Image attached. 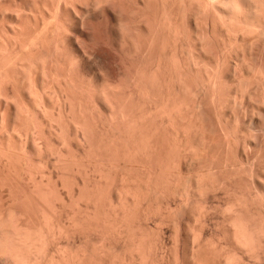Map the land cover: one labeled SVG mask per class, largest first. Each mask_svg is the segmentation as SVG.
Here are the masks:
<instances>
[{
    "label": "bare ground",
    "instance_id": "6f19581e",
    "mask_svg": "<svg viewBox=\"0 0 264 264\" xmlns=\"http://www.w3.org/2000/svg\"><path fill=\"white\" fill-rule=\"evenodd\" d=\"M253 39L264 44V0H0V176L17 184L2 177L6 185L0 187L28 189L0 195V264L55 263L41 227L51 220L46 207L55 211L58 204L72 208V223L79 216L76 223L122 227L115 226L144 254L143 238L134 240L130 229L141 224L136 217L142 209L162 211V196L185 191L176 200L196 197L197 205L187 204L188 197L183 206H192L190 216L201 229L197 220L205 209L203 203L195 209L202 202L197 197L222 189L213 178L228 181L232 173L249 185L237 184L239 190L247 187L259 197L225 203L221 234L235 248L229 252L213 242L206 251L202 228L190 236V256L193 264H241L243 255L261 263L264 154H250L259 145L258 134L250 132L264 128V60ZM213 117L220 127L211 122V130L205 125ZM219 130L224 145L217 143L222 137L216 141ZM221 146L231 153L236 147L238 158L224 154L221 166ZM173 212L164 213L166 220L180 218ZM85 254L60 260L80 264Z\"/></svg>",
    "mask_w": 264,
    "mask_h": 264
},
{
    "label": "rangeland",
    "instance_id": "374dc122",
    "mask_svg": "<svg viewBox=\"0 0 264 264\" xmlns=\"http://www.w3.org/2000/svg\"><path fill=\"white\" fill-rule=\"evenodd\" d=\"M253 40H256V39H253ZM252 41V40H251ZM254 42V41H253ZM253 42H252V44H253ZM262 42L263 41H255L254 42V44L253 45H256L255 43H257L258 45H259V43H260V46H261V48H260V46H259V48H260V50H259V52L261 53L260 54V59L262 60H264V56H262V55H264V44H262ZM257 46V45H256ZM214 118V117H213ZM213 118H211L212 120H210V118H209V121H207V123H206V125L205 126H209L208 124H210L211 122L213 123H215V118L213 119ZM208 119V118H207ZM206 122V121H205ZM212 123H211V125L208 127L209 129H211L212 130ZM213 123V126L214 125H218L217 124V122L214 124ZM204 124V123H203ZM204 126V125H203ZM219 126V125H218ZM215 127V126H214ZM220 127V126H219ZM219 127H218V129H219ZM216 129H217V126L215 127ZM259 129H261V130H259ZM258 130H256V131H251L250 133H252V135L254 134V133H256V134H258V136H259V147L261 146V145H263V146H261V147H263V148H259L258 146L257 147H251L250 149H251V151H252V153H250L251 151H249V153L251 154V155H255V156H258L259 155V157L262 155L261 153H263L264 154V135L262 134V133H264V128H259ZM217 131L218 130H215V132L217 133ZM223 132V131H222ZM220 130H219V134L220 133H222ZM212 133V132H211ZM216 133H214V135L216 134ZM213 134V133H212ZM223 135V133L221 134V135H217L216 134V141H217V139L219 138V137H222L221 138V140H220V138H219V141L217 142V143H219V144H221V145H224V141H225V139H223L224 138V136H222ZM262 136H263V138H262ZM215 137V136H214ZM223 140V141H222ZM223 143H222V142ZM262 141V142H261ZM261 144V145H260ZM222 147V146H221ZM221 147H219V148H221ZM224 147V146H223ZM222 147V152H221V149L218 151V149H217V153H223V155L224 154H227V156H229L228 154H231L230 156L232 157V153H234V155H235V153L237 152L236 151V147H232V149L234 150L232 153L229 151V149L227 150V149H225L226 148V145H225V148H223ZM257 149V150H256ZM260 149V150H259ZM261 149H263V150H261ZM223 150H224V152H223ZM253 150H255V151H253ZM228 151V152H227ZM261 152L260 154L258 153V152ZM230 152V153H229ZM215 154L216 155V158H217V155L218 154ZM254 153V154H253ZM255 153H257V154H255ZM237 154V153H236ZM229 156V157H230ZM234 157V156H233ZM235 157H237L236 155H235ZM234 157V158H235ZM219 159L217 160V161H219L220 159V161L222 162L223 161V159L224 158H226V156L224 155L223 157H222V154H220L219 155V157H218ZM234 158H232L233 160H236V158L234 159ZM238 158V157H237ZM231 159V160H232ZM223 164H225V161L224 162H222V165L221 166H224ZM1 167V166H0ZM217 170H219V169H217ZM121 171V173H123L122 171H124L125 172V170H123V169H121L120 170ZM127 171V170H126ZM129 171V170H128ZM226 171V170H225ZM224 169L222 170V173L221 174H223L224 172ZM221 172V171H220ZM226 172H229V174L231 173L230 171H226ZM120 173V174H121ZM128 172H125L124 174H127ZM129 173H130V171H129ZM131 173H133L132 171H131ZM136 173V172H135ZM217 173L218 174H220L218 171H217ZM216 174V173H215ZM214 174V175H215ZM229 174H227V173H225V175H229ZM213 175V176H214ZM224 175V174H223ZM212 176V177H213ZM218 177H219V179H218V177H214L213 179H215L216 178V180L217 181H220V183H216V184H219L220 186H221V184H223L221 187H222V189L220 188L219 189V191H218V193H214V192H217V191H209L210 192V194L208 193V197H207V194H206V192H205V196H203L204 195V193H203V197H205V198H202L201 197V195L200 196H198L197 198H198V201L199 202H201V205H200V203H199V206H196L195 207V209L196 208H200V206H201V209H203V207H204V211H202L201 213H202V215H200L199 213H197V214H199V216H201V218H200V220L198 219V217H197V223H198V221L199 222H202V228H203V231H202V233H200V234H202V236H201V238L202 237H204V238H202V242H204V247H205V249H206V251H208V250H210L211 248L210 247H213V246H211L212 245V243L213 244H215L214 246H219V247H223L224 249H226V247H227V249L229 250V252L230 251H232V249L233 248H235L234 246H233V244L232 243H230L229 241H225L224 242V237H222L223 236V234H221V233H223L222 231H224V226L219 222L220 220L221 221H223L222 219H223V217H222V211L224 212V207L226 208V204L225 203H227L228 201L230 202V200H231V202H234L236 199H238V197H239V199H240V197H246V198H248V197H250L248 200H253L254 199V197H255V200H257V198H259V197H257V195H256V193L254 192V191H251L250 189H248L247 187H244V190L243 189H241V190H239L238 189V187H237V184L239 185V184H241V186H243L242 185V183H238L239 182V179H236L235 180V177H236V175H233V173H232V178H231V180H230V178H228L229 176H231V175H229V176H225V177H227L228 178V181H225V180H223V177L224 176H222V175H217ZM234 176V177H233ZM5 180H3V181H6L7 179L9 180V177L8 178H5V177H7L6 175L4 176H2ZM1 176H0V178H2ZM2 178V179H3ZM11 178V177H10ZM226 178V179H227ZM236 178H238V177H236ZM215 180V181H216ZM221 180H223V181H221ZM10 181V182H9ZM9 181H7V183L8 184H15V186H17V184L15 183V181L14 180H12L11 181V179L9 180ZM214 181V182H215ZM235 181H236V183H235ZM244 181V180H243ZM12 182V183H11ZM222 182V183H221ZM226 182V183H225ZM228 183V184H227ZM3 185V182L2 181H0V185ZM7 184V188H6V191H4L3 192V190H5L4 188H3V190H1V187H0V195L2 196V197H4V195H5V198L9 195V191H11V189L8 187V186H10V185H8ZM13 184V185H14ZM215 184V183H214ZM224 184H226V187L224 186ZM233 184H236V185H233ZM248 184V183H247ZM244 185V186H249V185ZM1 185V186H2ZM6 185V183L3 185V186H5ZM12 185V189H13V191H16V190H19V192L21 191V190H24V191H26L25 189H27V188H23L22 186H24V185H22V186H20L19 184H18V186H20V188L19 189H16V188H18V187H14ZM227 185H228V187H229V189H228V187H227ZM233 187H232V186ZM2 186V187H3ZM188 186V185H187ZM236 186V187H235ZM25 187V186H24ZM231 187V188H230ZM22 188V189H21ZM44 188V187H43ZM228 190H227V189ZM235 188H236V190H235ZM245 188L247 189V191H245ZM232 189V190H231ZM28 190V189H27ZM230 190H231V192H230ZM249 190H250V192H249ZM2 191V192H1ZM13 191H11V192H13ZM229 192L228 194H226V193H224V192ZM235 193H234V192ZM19 192H17V193H19ZM187 192V191H186ZM213 192V194H211ZM237 192V193H236ZM245 192V193H244ZM247 192V193H246ZM3 193V194H2ZM4 193H6V194H4ZM16 192H14V194H15ZM16 193V194H17ZM64 193H65V191H64ZM188 193V192H187ZM231 193V194H230ZM234 193V194H233ZM175 194H177V193H174V195ZM183 194L185 195V191L183 192ZM235 194H236V196H235ZM238 194V195H237ZM244 194V195H243ZM159 195H160V193H159ZM162 195V194H161ZM160 195V196H161ZM173 194L171 195V196H174ZM179 196H177L176 198L175 197H171L172 199H170V197L168 198V196L166 195V199H164V196H162L163 198L160 200L159 198H157V199H159L161 202H164L163 203V206L162 207H164V209H166V210H164V209H162L161 207H160V209H162V211H163V213H162V211L161 210H159V209H157V208H159V206H155L154 208H155V211H154V209H153V207L151 208H149L148 209V211H147V209H142V211H140L138 214L140 215L139 216V218H138V216L136 217L137 219H140V220H142V221H140V223L141 224H139L137 221L133 224V225H131V227H130V229L132 228V230H133V232H135L136 231V234H137V239H135L136 237V234H134L130 229H129V231H131V232H129V235H130V233H133V234H131V238L134 236L135 238H134V240H141L142 238H143V240H141V241H143L142 242V252H144L145 250V252H144V254L145 255H147V256H149V257H147L146 258V256H144V254L143 253H141V247H140V250L139 249H137V250H135L136 249V244L134 243V241H132L133 240V238L132 239H130V236L129 237H127V235H125L124 233L122 234V230H120L122 227H120V226H118V225H115V226H118V227H120V229L118 228V227H116L115 228V226L113 225L112 227H114V228H110L111 226H108V225H104V224H102V222H100L98 225H99V227H98V225L97 224H94V225H90V224H85V222H84V224L81 222V220H79L78 222H81L80 224H78V222L76 223V219L77 218H79V216L75 219V217L74 216H72L71 215V218L73 217V219H75L74 220V223H72L71 221H69V216H70V214H72L73 212L70 210V209H72L71 207H70V209L68 208V207H64L63 205H61L60 206V204H56L57 206L55 207V208H57V207H59V208H57L58 209V211H56L55 209H52V210H55V211H51V209L49 210V209H47V207H46V209H45V211L48 213V217H49V214L51 215L50 217H51V220H49L50 221V223H49V221L47 222L46 220H44V219H41V220H44V221H41V222H47V223H49V224H47V226H43L42 225V227H41V230L43 229L44 230V227L46 228L44 231H41V233L42 232H45V233H43V235L45 234L46 235V232H47V235H46V239L48 238L49 239V241H47L46 239V243L48 242V246L49 247H47V245H46V249H50L48 252H49V255H50V251H51V254H52V252L53 253H55V255H56V260H58V262L60 261L61 263H58V264H69L70 262H65L64 263V261H66V259L65 260H60V259H62V258H65V257H71L70 258V260L67 258V261L69 260V261H71L72 259V261H74V259H75V257L77 258V256H76V253H77V255L78 254H80L79 256H81V253H82V255L83 254H85L84 253V248L88 245V247H86L85 248V250H89V251H87V255L85 254V256H87V258H85V259H83V260H85V261H87V262H85L86 264H130L131 262L130 261H132L134 264H141V262H142V264H144V262H145V264H193V258H192V255L190 256V254H192V252H191V235L192 234H194V233H197V232H201V229H200V224H198L197 226H196V220H194V217H191V216H193V215H191V213H190V211H192L191 209V207H188L187 206V204H190V205H192L193 204V207L195 206L194 204L196 203V205L198 204V202H196V197H193V195H192V197H189V196H191V194H189L188 193V197L190 198V200L192 199L193 200V202H192V200H191V202L189 203V201L187 202V204H186V206H187V208L185 209V207L183 206L184 205V203L187 201V195H186V197H184V199L185 200H182L183 198V196L181 195V194H178ZM214 195V196H213ZM226 195H229V196H227V198H226ZM242 195V196H241ZM251 195V196H250ZM180 196H182L181 197V199H180V201H178L179 200V197ZM219 196V197H218ZM248 196V197H247ZM199 197H201V198H199ZM209 198V199H207V198ZM214 197H217L216 199H214ZM161 198V197H160ZM175 198V199H174ZM178 198V200H176ZM188 198V199H189ZM223 198H225V199H223ZM232 198V199H231ZM245 198V199H246ZM253 198V199H252ZM170 199V200H169ZM200 199V200H199ZM202 199V200H201ZM222 199V200H221ZM238 199V200H239ZM162 200H164V201H162ZM167 200V201H166ZM175 200V201H174ZM195 200V201H194ZM233 200V201H232ZM237 200V201H238ZM158 201V200H157ZM213 201V202H212ZM219 201H221V202H219ZM160 202V203H161ZM184 202V203H183ZM167 203H168V205H171L172 207H174L172 210H174V212H173V214L174 213H176V212H178L179 211V213H177V214H175V215H177V217L179 218V219H176V221H170V220H166L167 218H166V216H167V214H171L172 212H170V210H171V208L167 205ZM180 203H182V207H181V205H180ZM192 203V204H191ZM202 203H203V207H202ZM189 205V206H190ZM221 205V206H220ZM161 206V205H160ZM218 206V207H217ZM157 207V208H156ZM168 207V208H167ZM183 207H184V209H183ZM42 208H44L43 206H41V212L42 213H44L45 214V211H43V209ZM175 208H176V210H175ZM178 208V209H177ZM206 208H207V210H206ZM216 208H218V209H216ZM74 209V208H73ZM108 209V208H107ZM106 209V210H107ZM167 209H169V210H167ZM180 209V210H179ZM183 211H182V210ZM187 209H190V210H187ZM216 211H215V210ZM61 210H63V211H61ZM105 210V209H104ZM103 210V211H104ZM153 210V211H152ZM178 210V211H177ZM186 212H185V211ZM197 210H199V209H197ZM196 210V211H197ZM210 210V211H209ZM74 211V210H73ZM110 211V210H109ZM109 211H105V213L106 212H109ZM159 211L161 212V213H159ZM166 211H169V212H167L166 213ZM183 213H182V212ZM189 211V212H188ZM195 211V210H194ZM195 211V212H196ZM208 211V212H207ZM221 211V212H220ZM263 211V213L262 214H264V210H262ZM56 212H57V214H56ZM60 212V213H59ZM64 212V213H63ZM71 212V213H70ZM82 212H84V210L82 211ZM81 212V213H82ZM144 212H146V213H144ZM186 214H185V213ZM199 212V211H198ZM203 212H204V214L206 215H203ZM211 212V213H210ZM250 212V214H251V217L253 216V211H249ZM35 213V212H34ZM47 213H46V215H47ZM86 213H88V211L86 212ZM104 213V214H105ZM166 214V216H165V214ZM181 213V214H180ZM248 213V212H247ZM247 213H244V214H246L245 216H246V218H249V213H248V215H247ZM60 214V215H59ZM62 214H63V217H62ZM103 214V213H102ZM103 214V215H104ZM137 214V215H138ZM155 214H157V215H161L160 217L159 216H155ZM164 214V215H163ZM169 214V215H170ZM172 214V215H173ZM184 214V215H183ZM219 214H221V215H219ZM43 214H41V216H42ZM57 215V216H56ZM148 215V216H147ZM150 215V216H149ZM154 215V216H153ZM165 217L164 218V220H163V216ZM174 215V216H175ZM180 215V216H179ZM182 215V216H181ZM189 215V216H188ZM191 215V216H190ZM235 215H237V214H235L234 213V216ZM45 216V215H44ZM44 216H42L41 218H43ZM203 216H204V218H203ZM242 216H244V215H242ZM47 217V216H46ZM47 217V218H48ZM52 217H54V218H52ZM56 217H57V219H56ZM102 217H104V216H102ZM146 217V218H145ZM176 217V216H175ZM190 217H191V219H190ZM222 217V218H221ZM250 217V218H251ZM59 218V219H58ZM62 218H63V220H62ZM71 218H70V220H71ZM162 218V219H161ZM245 218V217H244ZM253 218V217H252ZM255 218V217H254ZM50 219V218H49ZM66 219V220H65ZM136 219V220H137ZM152 219V220H151ZM158 219V220H157ZM182 219V220H181ZM190 219V220H189ZM201 219H203L202 221H201ZM206 219V220H205ZM145 220V221H144ZM162 220V221H161ZM166 220V221H165ZM173 220V219H172ZM177 220L179 221L178 223H179V226H178V223H177ZM73 221V220H72ZM147 221V222H146ZM167 221H169V222H167ZM189 221L191 222V223H193V226H191L192 224L190 223L189 224ZM193 221V222H192ZM248 221H249V219H248ZM251 223H253L254 224V222H256L257 220L256 219H251ZM254 221V222H253ZM53 222V223H52ZM149 222V223H148ZM161 222V223H160ZM207 222V223H206ZM215 222V223H214ZM219 222V223H218ZM54 223H56L55 225H54ZM62 223V224H61ZM64 223V224H63ZM137 223V224H136ZM161 225H160V224ZM174 223H175V225H174ZM204 223V224H203ZM223 223V222H222ZM250 223V222H249ZM41 224H43V223H41ZM46 223H44V225H45ZM59 224V225H58ZM69 224V225H68ZM101 224V225H100ZM143 224V225H142ZM159 224V225H158ZM166 224V225H165ZM188 224L192 227V229H190V226H188ZM194 224H195V228H193L194 227ZM208 224V225H207ZM219 224V225H218ZM48 225H49V227H48ZM52 225H54V227L52 226ZM61 225V226H60ZM65 225L67 226V227H65ZM80 225H82L81 227H79ZM86 225V226H85ZM90 225V226H89ZM111 225V224H110ZM158 225V226H157ZM52 226V227H51ZM62 226H63V229H62ZM96 226H97V228H96ZM140 226V227H139ZM175 226H177V227H175ZM204 226H205V230H204ZM223 226V227H222ZM226 226H227V224H226ZM228 226H229V224H228ZM227 226V228H229ZM60 227H61V229H60ZM73 227V229H71ZM74 227H75V229H74ZM88 227V228H87ZM106 227H107V229H106ZM108 227H109V229H108ZM143 227V228H142ZM146 227V228H145ZM197 227H199V228H197ZM212 227V228H211ZM218 227V228H217ZM220 227H222V229L220 228ZM65 228V229H64ZM79 228V229H78ZM85 228V229H84ZM104 228V229H103ZM135 228V229H134ZM140 228H142L141 230H140ZM151 228V229H150ZM50 229H52L51 231L48 230ZM55 229V230H54ZM57 229V230H56ZM68 229L70 230V231H68ZM84 229V230H83ZM88 229H90V230H88ZM97 229V230H96ZM112 229H114V230H112ZM123 229V228H122ZM137 229H138V231H137ZM148 231H147V230ZM175 229V230H174ZM194 229H195V231H194ZM198 229H200V230H198ZM59 230H61V231H59ZM72 230V231H71ZM88 230V231H87ZM101 230V231H100ZM108 230V231H107ZM156 230V231H155ZM160 230V231H159ZM178 230V231H177ZM63 231V232H62ZM91 231V232H90ZM96 231V232H95ZM112 231V232H111ZM119 233H118V232ZM141 231H142V233H141ZM144 231V232H143ZM157 231H159V232H157ZM177 231V232H176ZM193 233H192V232ZM197 231V232H196ZM48 232H51L50 233V235H49V233ZM54 232L56 233L55 235H54ZM62 232V233H61ZM66 232H68L67 233V235H66ZM70 232V233H69ZM72 232V233H71ZM75 232V233H74ZM87 232V233H86ZM79 233V234H78ZM95 233V234H94ZM100 233V234H99ZM54 236H53V235ZM62 234V235H61ZM72 234V235H71ZM75 236H74V235ZM84 234V235H83ZM89 234H91V235H88ZM93 234V235H92ZM105 234V235H104ZM150 234V235H149ZM163 234V235H162ZM44 235V236H45ZM61 235V236H60ZM80 235V236H79ZM86 235V236H85ZM108 235V236H107ZM109 235H110V237H109ZM133 235V236H132ZM139 235V236H138ZM143 235V236H142ZM149 235V236H148ZM156 235H158V236H156ZM211 235H213L214 237V239L211 237ZM44 236H42V237H44ZM56 236H58V237H56ZM60 236V237H59ZM95 236V237H94ZM149 238H148V237ZM220 236L222 237V241L221 240H219V238H220ZM52 237V238H51ZM92 237V238H91ZM141 239H140V238ZM147 237V238H146ZM152 239H151V238ZM216 237V238H215ZM52 240H51V239ZM55 238V239H54ZM105 238V239H104ZM129 238V239H128ZM139 238V239H138ZM188 238V239H187ZM200 238V239H201ZM210 240H209V239ZM42 239V238H41ZM81 239V240H80ZM103 239V240H102ZM117 239V240H116ZM119 239V240H118ZM128 239V240H127ZM151 239V240H150ZM214 240V241H212L211 242V240ZM221 239V238H220ZM226 239V238H225ZM98 240V241H97ZM124 240H126V241H124ZM145 240H147L146 242H145ZM154 240V241H153ZM204 240V241H203ZM205 240L206 241H209V243L207 242V244H205L206 242H205ZM51 241H53V242H51ZM84 241V242H83ZM100 241L102 242L101 244H100ZM116 241V242H115ZM132 241V245H130L131 242ZM45 242V241H44ZM139 242V241H138ZM188 242V243H187ZM228 242V243H227ZM264 242V241H263ZM50 243H52L51 245H50ZM57 243H58V245H57ZM81 243V244H80ZM84 243V244H83ZM125 243V244H124ZM127 243H129L128 245H127ZM151 243V244H150ZM217 243V244H216ZM43 244V243H42ZM54 244V245H53ZM99 244V245H98ZM112 244V245H111ZM211 244V245H210ZM219 244V245H218ZM261 244H262V241H261ZM84 245H85V247H84ZM104 245V246H103ZM145 245V246H144ZM56 246V247H55ZM83 248H82V247ZM92 246V247H91ZM96 246H98V247H96ZM102 246H103V248H102ZM106 246V247H105ZM109 246H110V248H109ZM126 246H127V248H126ZM134 248H133V247ZM148 246V247H147ZM150 246V247H149ZM163 246V247H162ZM207 246V247H206ZM208 246H209V248H208ZM225 246V247H224ZM229 246V247H228ZM233 246V247H232ZM260 247H261V245H259ZM263 246V245H262ZM81 247V251L79 250V248ZM125 247V248H124ZM143 247H145V249L143 248ZM232 247V248H231ZM60 250H59V249ZM62 248V249H61ZM89 248V249H88ZM122 248H123V250H122ZM128 248H130L129 250H128ZM157 248V249H156ZM189 248V249H188ZM231 248V249H230ZM259 248V247H258ZM264 248V247H263ZM57 249H58V251H57ZM96 249H99V252H98V250L96 251ZM107 249H111L110 251L109 250H107ZM119 249V250H118ZM126 249V252L124 251ZM260 249V250H259ZM258 249V252L260 253L261 251V253H260V255H259V257L260 258H262L261 259V263H260V261H257V260H253V259H251L250 257H248V255H243V260L245 261V259H246V261L243 263L242 261L243 260H240L239 258H236V260H238V261H240V262H242L241 264H250V262L251 263H253V264H256V262H257V264H264V257H262V255L264 256V254H263V252H264V250L262 249L261 250V248H259ZM56 250V251H55ZM63 250H65V251H63ZM134 250V251H133ZM139 250V252H137ZM61 253H60V252ZM80 251V252H79ZM225 251H227V250H225ZM234 251V250H233ZM236 251V250H235ZM238 251V250H237ZM59 252V253H58ZM63 252V253H62ZM69 252V253H68ZM73 252V253H72ZM95 252V253H94ZM101 252V253H100ZM109 252V253H108ZM150 252H153V253H151L152 255H150ZM191 252V253H190ZM239 252V251H238ZM238 252H236V253H238ZM100 253V255H98V254ZM147 253V254H146ZM149 253V254H148ZM157 253V254H156ZM235 253V254H236ZM259 253H256V254H259ZM60 254H62L61 256H60ZM64 254H66V255H64ZM69 254H71V255H69ZM75 255V257H74V255ZM89 254H91V255H89ZM141 256H140V255ZM239 255H241L240 254V252L238 253ZM255 254V256H257ZM64 255V257H62ZM67 255H69V256H67ZM98 255V256H97ZM102 255V256H101ZM103 255H105V256H103ZM121 255V256H120ZM139 255V256H138ZM237 255V254H236ZM239 255H237V257L239 256ZM58 256H60V257H58ZM101 256V257H100ZM116 258H115V257ZM156 256V257H155ZM187 256V257H186ZM246 256V257H245ZM62 257V258H61ZM72 257H74V258H72ZM108 257V258H107ZM132 257V258H131ZM141 257V258H140ZM242 257V255L240 256V258ZM254 257V256H253ZM258 256L256 257V258H259ZM59 258V259H58ZM91 258V259H90ZM112 258V259H111ZM139 258V259H138ZM143 258V259H142ZM144 258H146V259H144ZM255 258V257H254ZM255 258V259H256ZM260 258H259V260H260ZM90 261H89V260ZM111 259V260H110ZM191 259V260H190ZM242 259V258H241ZM56 260L54 259V261H55V263L57 264V262H56ZM83 260H82V263H80V264H83ZM93 260V261H92ZM106 260V261H105ZM152 260H153V262H152ZM252 260V261H251ZM63 261V262H62ZM92 261V262H91ZM102 263H101V262ZM117 261V262H116ZM238 261H237V263H238ZM250 261V262H249ZM122 262V263H121ZM147 262V263H146ZM151 262V263H150ZM259 262V263H258ZM263 262V263H262ZM55 264V263H53V262H50V264ZM133 263H131V264H133ZM209 263H211L210 261H209ZM48 264V263H47ZM71 264H73V263H71ZM75 264V263H74ZM212 264V263H211Z\"/></svg>",
    "mask_w": 264,
    "mask_h": 264
},
{
    "label": "clouds",
    "instance_id": "9594fccd",
    "mask_svg": "<svg viewBox=\"0 0 264 264\" xmlns=\"http://www.w3.org/2000/svg\"><path fill=\"white\" fill-rule=\"evenodd\" d=\"M241 245L244 247V249L247 251L248 250V247H249V244L246 243L245 241H241Z\"/></svg>",
    "mask_w": 264,
    "mask_h": 264
}]
</instances>
